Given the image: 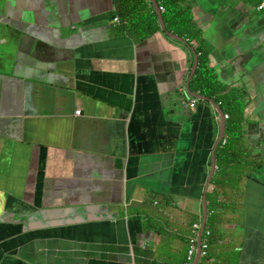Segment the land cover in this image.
Instances as JSON below:
<instances>
[{
  "label": "crops",
  "instance_id": "crops-1",
  "mask_svg": "<svg viewBox=\"0 0 264 264\" xmlns=\"http://www.w3.org/2000/svg\"><path fill=\"white\" fill-rule=\"evenodd\" d=\"M153 1L0 0V264H264L262 0Z\"/></svg>",
  "mask_w": 264,
  "mask_h": 264
},
{
  "label": "trees",
  "instance_id": "trees-1",
  "mask_svg": "<svg viewBox=\"0 0 264 264\" xmlns=\"http://www.w3.org/2000/svg\"><path fill=\"white\" fill-rule=\"evenodd\" d=\"M145 9H146V12L147 14H149L150 16L147 17L149 18L148 19V24L147 25H141L139 24V22H127L126 24V29H130V30H135L137 32H139L140 34V37H147L149 36L152 32L156 31L157 30V24H156V19H155V16L152 12V8H151V5L150 4H147L145 3L143 0H142V3L140 2L139 4V8H128V12L130 14H133V12H142L144 11L145 12ZM145 12V14H146ZM125 19V17H123ZM145 18V17H144ZM195 52V51H194ZM196 54V57H197V71L195 73V78H194V81H197V82H203L204 85L207 84V81H202V77H209L211 76V73L207 70L208 69V53L207 51L205 50H197L195 52ZM208 81H210V83H215L214 82V79H208ZM202 84V87L204 86ZM203 91H206L208 93H213L214 91H220V87L219 86H216L214 88H208V89H202ZM199 93V91H198ZM244 108L241 107L240 110H243Z\"/></svg>",
  "mask_w": 264,
  "mask_h": 264
},
{
  "label": "built area",
  "instance_id": "built-area-1",
  "mask_svg": "<svg viewBox=\"0 0 264 264\" xmlns=\"http://www.w3.org/2000/svg\"><path fill=\"white\" fill-rule=\"evenodd\" d=\"M145 3L150 4V0H143ZM256 10L258 12H264V0L257 6ZM160 13L164 12L162 7H158ZM114 22H117L114 20ZM189 107L193 108L195 106V100L192 99L189 102ZM76 115L79 114V111H75ZM228 115L225 114L224 118H227ZM211 236V231L209 228L203 226L200 222L193 223L191 225L190 236L187 240V250L185 256V263L190 264L195 258L194 256L199 255V258H206L209 252V239Z\"/></svg>",
  "mask_w": 264,
  "mask_h": 264
},
{
  "label": "water",
  "instance_id": "water-1",
  "mask_svg": "<svg viewBox=\"0 0 264 264\" xmlns=\"http://www.w3.org/2000/svg\"><path fill=\"white\" fill-rule=\"evenodd\" d=\"M152 3H154V1L152 0ZM154 6L156 7V8H154L155 10L157 9V5L154 3ZM158 14V17H160V15H159V13H157ZM162 29V31H164V29L163 28H161ZM167 35H169V34H167ZM175 40L176 41H178V42H182V41H180V39H178V38H175ZM193 54H195L194 52H193ZM195 58H196V56H195ZM193 96H196V95H193Z\"/></svg>",
  "mask_w": 264,
  "mask_h": 264
},
{
  "label": "clouds",
  "instance_id": "clouds-1",
  "mask_svg": "<svg viewBox=\"0 0 264 264\" xmlns=\"http://www.w3.org/2000/svg\"><path fill=\"white\" fill-rule=\"evenodd\" d=\"M157 9H158V7H157ZM203 226H205L204 224H203ZM206 227V226H205ZM211 231V230H210ZM212 234V233H211ZM211 237V236H210ZM209 247H210V243H209ZM208 255H209V252H208ZM199 256V255H198Z\"/></svg>",
  "mask_w": 264,
  "mask_h": 264
},
{
  "label": "rangeland",
  "instance_id": "rangeland-1",
  "mask_svg": "<svg viewBox=\"0 0 264 264\" xmlns=\"http://www.w3.org/2000/svg\"><path fill=\"white\" fill-rule=\"evenodd\" d=\"M194 55H195V54H193V56H194ZM256 176H257L258 178H260V177H261L259 174H257Z\"/></svg>",
  "mask_w": 264,
  "mask_h": 264
}]
</instances>
